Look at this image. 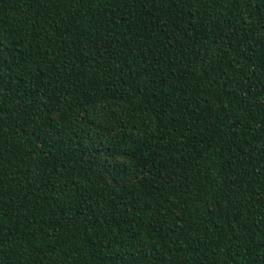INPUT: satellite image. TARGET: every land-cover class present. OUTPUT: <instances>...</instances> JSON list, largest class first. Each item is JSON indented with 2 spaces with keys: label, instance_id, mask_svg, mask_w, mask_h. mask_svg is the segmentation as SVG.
<instances>
[{
  "label": "trees",
  "instance_id": "trees-1",
  "mask_svg": "<svg viewBox=\"0 0 264 264\" xmlns=\"http://www.w3.org/2000/svg\"><path fill=\"white\" fill-rule=\"evenodd\" d=\"M0 264H264V0H0Z\"/></svg>",
  "mask_w": 264,
  "mask_h": 264
}]
</instances>
